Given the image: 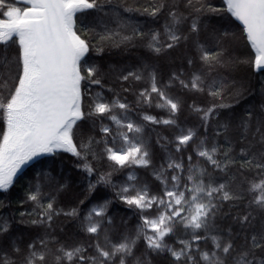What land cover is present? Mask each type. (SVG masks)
I'll return each mask as SVG.
<instances>
[{"label": "trees", "instance_id": "16d2710c", "mask_svg": "<svg viewBox=\"0 0 264 264\" xmlns=\"http://www.w3.org/2000/svg\"><path fill=\"white\" fill-rule=\"evenodd\" d=\"M10 2L24 7L20 0ZM96 4L97 7L79 13L75 22L77 34L89 44L85 60L96 69L92 79L100 80V84L81 82L85 115L73 129V140L81 156L56 152L0 192V225L7 224V231L0 232V257L6 255L13 264H21L32 244L46 254L45 264H57L56 256L61 255L58 250L62 247L82 246L86 255H94L97 244L108 249L128 240L135 243L132 255L125 257L126 264H206L200 259V252L217 251L222 255L215 248L213 236L221 243H232L233 255L247 250L252 237H264V206L253 202L257 193L249 190L252 183L264 179V170L255 167V163H264V71L255 70V55L242 28L226 11L222 0H193L191 5L188 0H96ZM160 5V11L151 15L152 8ZM171 12L176 13L179 22H174ZM193 23L197 25L195 32ZM166 29L180 39L171 41ZM153 33H159V42L155 44L161 49L159 52L150 46L154 43ZM169 43L173 44L171 48ZM203 52L219 54L218 62L206 63L201 59ZM21 67L16 38L0 43V99L14 91ZM129 72L139 74L141 79L124 80ZM153 76L157 87L178 104L175 113L167 106H157L163 101L156 93H151V103L140 96L145 90L151 92ZM193 76L201 77L202 91L181 83H188ZM210 90H218L219 95H210ZM98 94L105 103L119 101L128 105L126 110L114 107L111 115L141 128V132L128 135L142 141L149 153L147 166L131 164L122 168L108 159L106 142L108 147L119 148V133L127 129L109 119L108 113L89 115ZM210 108L212 113L207 120L203 119ZM145 115L174 123H152L144 119ZM103 126L111 129L110 135L100 131ZM257 128L261 131L257 132ZM5 129L0 111V139ZM189 130L194 133L192 140L180 145L178 151L177 137ZM213 146L217 149L215 159L221 164L219 168L198 155L199 150ZM173 161L183 167L179 172L181 184L189 169L197 174L203 171L205 184H224L236 197L213 201L217 207L208 228L196 230L199 241L192 240L193 231L179 223L165 237V243L175 250L183 247L180 240L189 241L194 262L184 258L176 261L167 249L148 248L140 231L141 210L121 198V189L126 186H146L150 195L161 196L165 190L162 181H167L171 188V176L178 174V170L168 168ZM85 164L93 169L91 174ZM129 174L135 180L129 181ZM37 190L38 201L30 200L29 196ZM49 202L58 213L50 221L43 216ZM101 206L103 215L93 213L91 217L93 222L100 223V228L95 234L88 233L87 218L93 208ZM73 209L75 215H66ZM143 215L155 216L156 208ZM253 251L259 264L264 260V249ZM225 260L226 264H234L229 258ZM111 264H119V255Z\"/></svg>", "mask_w": 264, "mask_h": 264}, {"label": "snow or ice", "instance_id": "6c2138e0", "mask_svg": "<svg viewBox=\"0 0 264 264\" xmlns=\"http://www.w3.org/2000/svg\"><path fill=\"white\" fill-rule=\"evenodd\" d=\"M24 7L15 6L10 0H0V43H7L16 38L20 49L21 71L16 77L14 91L9 97L0 99V111H2L6 123V129L0 139V190H7L13 183V178L21 167L34 157L42 154L54 153L57 150L71 152L81 156V150L73 140V129L77 121L84 118L82 111L81 82L88 80L93 84H100L99 79H92L96 69L87 64L85 56L89 51V44L77 34L75 30V17L77 13L97 7L96 0H21ZM227 5L226 11L243 25V32L255 52L254 67L256 70L264 69V0H224ZM191 5L193 0H188ZM153 7L151 15L155 16L162 8ZM197 11L200 9L197 8ZM216 11V9H213ZM148 11V9H145ZM174 22H179L175 12H171ZM169 39L176 42L179 36L166 29ZM197 30V25L192 24V31ZM107 37H102L106 39ZM129 39V37H125ZM150 44L155 51L161 49L155 44L159 42V33H153ZM169 48L172 43L167 45ZM219 54L203 52L201 59L206 63L218 62ZM129 77L140 80L141 76L129 72L124 80ZM6 83V82H5ZM184 87H191L202 91V80L199 76H193L188 83L181 81ZM151 93H156L163 103L158 107H169L171 112L178 110V104L167 97L160 90L152 77L151 92L147 90L140 96L151 103ZM210 95L218 96L219 91L210 90ZM118 107L126 110L128 105L115 101L112 104L103 102L97 96L93 103L92 114H110L109 119L119 127L126 128V132H120L122 145L119 148L105 145V152L109 160L114 161L120 167L131 164L147 166L146 159L149 153L142 141L134 139L128 133H139L141 128L132 122H124L116 115H111L112 109ZM196 111H201L196 109ZM213 109L204 112L203 119L207 120ZM144 119L152 123L172 124L173 120L158 121L155 117L145 115ZM100 131L105 135L111 134L107 126L101 127ZM261 130L257 128V132ZM194 133L189 130L186 134L177 137L179 151L180 145H186L192 140ZM264 139V133L261 134ZM115 144V139L112 141ZM81 148L86 147L81 145ZM217 149H202L198 151L200 157L206 158L215 167L221 164L215 159ZM191 160V156L188 157ZM251 164L253 161H246ZM85 169L91 174L93 169L88 164ZM257 169L264 170V163H255ZM168 168L178 170L177 175L171 176L172 186L167 187L161 196L150 195L147 187L137 189L135 186L123 187L121 198L125 203L141 210L142 227L147 246L153 250L167 249L176 261L182 258L186 262H194L195 257L191 254L192 244L186 240H180L183 247L175 250L165 243V237L173 233L176 225L183 224L186 229L193 231L192 240L199 241L201 237L196 235V230L207 229L209 218L214 214L217 205L213 201L231 200L236 198L233 193L226 189V185L212 186L205 184L203 171L199 174L189 169L186 181L181 184L179 172L183 171L180 163L171 162ZM160 178L159 176L157 177ZM105 180V177H101ZM128 180H135V176L129 174ZM257 193L253 202L264 206V179L258 183H252L249 189ZM32 201H38L37 193L29 196ZM156 208L155 216L143 215L149 209ZM104 207L93 208L87 218L86 226L88 233L95 234L100 228L99 222H93L91 217L102 216ZM53 214H58L49 202L44 208L43 216L47 220L52 219ZM66 215H75V209ZM247 220V217H244ZM36 223L37 221H33ZM42 222V221H41ZM7 231V224L0 225V232ZM149 232L151 234H149ZM212 241L217 251L200 252V259L206 264H226L225 258L234 261V264H256L253 249H264V237L259 240L252 237L251 247L233 255L235 251L232 243H221L213 236ZM45 244L43 240L40 242ZM135 241L125 240L112 244L110 248L97 244L94 255H86V249L82 246L72 248H60L61 255L56 256L57 264H111L119 255V264H126L125 257L132 255ZM46 247V245H45ZM28 254L23 256L21 264H45L46 254L35 249V245L28 246ZM17 253L20 249L15 250ZM0 264H13L5 255L0 257ZM259 264H264L261 260Z\"/></svg>", "mask_w": 264, "mask_h": 264}, {"label": "water", "instance_id": "95a60500", "mask_svg": "<svg viewBox=\"0 0 264 264\" xmlns=\"http://www.w3.org/2000/svg\"><path fill=\"white\" fill-rule=\"evenodd\" d=\"M21 1V0H20ZM223 1V3H224V5H225V8H227V5L225 4V2H224V0H222ZM79 13H77V15H78ZM77 15H76V17H77ZM229 15L231 16V14L229 13ZM76 17H75V22H76ZM232 17V16H231ZM234 20H235V22L242 28V30H243V25L239 22V21H237L234 17H232ZM244 35H245V37H246V34L244 33ZM247 40V39H246ZM248 42V41H247ZM248 44H249V46H250V43L248 42ZM250 48H251V46H250ZM251 50L253 51V53H254V55H255V52H254V50L251 48ZM255 68V67H254ZM256 70V69H255ZM256 71H258V70H256ZM259 71H264V69H261V70H259ZM258 71V72H259ZM78 122V121H77ZM59 151H63V150H57L56 152H59ZM56 152H54V153H56ZM54 153H47V154H42V155H39V156H37V157H34L31 161H29L27 164H25V165H23L22 167H21V169L17 172V174H16V176L13 178V183H12V185L10 186V187H12L14 184H15V182L18 180V178L19 177H21L30 167H32L34 164H36L37 162H39L40 160H42V159H44V158H47V157H50V156H52ZM9 187V188H10ZM8 188V189H9ZM7 189V190H8ZM1 191H5V190H0V192Z\"/></svg>", "mask_w": 264, "mask_h": 264}, {"label": "rangeland", "instance_id": "374dc122", "mask_svg": "<svg viewBox=\"0 0 264 264\" xmlns=\"http://www.w3.org/2000/svg\"><path fill=\"white\" fill-rule=\"evenodd\" d=\"M87 10H89V9H87ZM87 10H85V11H87ZM81 13V12H80ZM248 43V42H247ZM249 45V44H248Z\"/></svg>", "mask_w": 264, "mask_h": 264}]
</instances>
